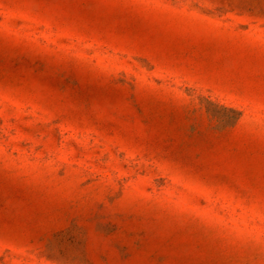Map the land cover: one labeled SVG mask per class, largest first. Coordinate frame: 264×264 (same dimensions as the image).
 <instances>
[{"label": "rangeland", "instance_id": "obj_1", "mask_svg": "<svg viewBox=\"0 0 264 264\" xmlns=\"http://www.w3.org/2000/svg\"><path fill=\"white\" fill-rule=\"evenodd\" d=\"M0 264H264V0H0Z\"/></svg>", "mask_w": 264, "mask_h": 264}]
</instances>
